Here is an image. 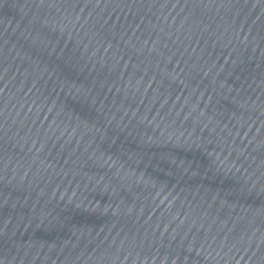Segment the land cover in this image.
Returning <instances> with one entry per match:
<instances>
[{
    "label": "water",
    "instance_id": "water-1",
    "mask_svg": "<svg viewBox=\"0 0 264 264\" xmlns=\"http://www.w3.org/2000/svg\"><path fill=\"white\" fill-rule=\"evenodd\" d=\"M0 264H264V0H0Z\"/></svg>",
    "mask_w": 264,
    "mask_h": 264
}]
</instances>
